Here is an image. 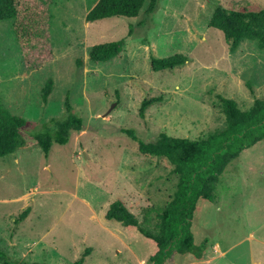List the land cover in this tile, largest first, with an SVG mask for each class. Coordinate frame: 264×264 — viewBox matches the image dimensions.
Returning a JSON list of instances; mask_svg holds the SVG:
<instances>
[{
  "label": "rangeland",
  "instance_id": "rangeland-1",
  "mask_svg": "<svg viewBox=\"0 0 264 264\" xmlns=\"http://www.w3.org/2000/svg\"><path fill=\"white\" fill-rule=\"evenodd\" d=\"M94 2L51 0L53 56L33 69L23 65L11 20L0 21V106L26 119L19 138L29 144L0 157V248L15 264H71L87 247L83 264H146L148 245L104 214L120 199L140 220L144 208L169 199L176 176L119 129L143 141L160 132L197 139L224 124L218 95L243 110L264 96V48L243 39L230 51L208 24L217 4L257 10L264 0H159L150 14L87 22ZM120 38L119 54L89 59L91 46ZM176 53L187 62L151 70L150 55ZM158 95L140 116L141 100ZM67 97L82 130L45 157L34 136L54 132ZM214 195L198 200L190 227L196 246L206 240L203 260L172 253L165 264H264V140L226 166ZM26 206L28 215L15 221Z\"/></svg>",
  "mask_w": 264,
  "mask_h": 264
},
{
  "label": "trees",
  "instance_id": "trees-1",
  "mask_svg": "<svg viewBox=\"0 0 264 264\" xmlns=\"http://www.w3.org/2000/svg\"><path fill=\"white\" fill-rule=\"evenodd\" d=\"M159 0H95L85 15L87 22L109 17L138 16L143 9L153 13ZM51 0H0V21L11 20V31L27 69H33L53 56L49 33ZM209 26L222 32L230 51H235L243 39L257 42L264 48V6L257 10H233L217 4ZM124 38L97 43L89 49L91 61H106L123 48ZM151 70L173 69L187 62L188 57L176 53L167 57L150 55ZM82 64V60H77ZM53 81L48 79L41 87V100L47 101ZM162 96L144 98L140 102L139 115ZM218 105L224 116L223 126L197 139L172 136L160 132L154 141H143L133 129L121 127L119 131L135 142V149L144 157L165 161L170 173L176 176L174 190L164 205L156 209H143L142 218L131 212L125 203L116 199L109 203L104 214L106 219L118 221L129 236L136 233L148 245L146 264H165L172 253L191 254L196 260H203L206 240L199 246L194 244L191 222L199 199L213 201L214 190L226 166L248 148L264 140V96L255 97L246 110L233 99L218 95ZM65 116L54 121V132L35 134L34 142L44 156H48L52 144L64 145L71 132H79L83 119L73 112L67 97L64 104ZM26 119L0 106V157L13 153L17 148L29 144L20 140L19 130L26 125ZM30 211L26 206L15 221L24 219ZM91 248L87 247L71 264H83ZM0 264H15L0 248ZM45 264V263H33Z\"/></svg>",
  "mask_w": 264,
  "mask_h": 264
}]
</instances>
